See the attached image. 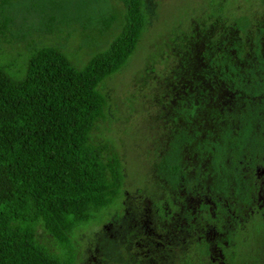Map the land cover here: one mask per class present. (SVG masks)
Wrapping results in <instances>:
<instances>
[{
    "label": "trees",
    "instance_id": "trees-1",
    "mask_svg": "<svg viewBox=\"0 0 264 264\" xmlns=\"http://www.w3.org/2000/svg\"><path fill=\"white\" fill-rule=\"evenodd\" d=\"M1 9L3 37L17 19L45 34L82 29L85 42L117 29L82 64L61 44L35 47L20 77L0 63V264H74L76 231L121 196L120 147L94 135L106 117L103 84L127 65L147 30L145 0H1ZM251 25L240 14L211 39L202 73L215 84L182 108L187 130H178L158 165L177 189L187 180L185 152L205 162L220 206L231 197L250 202L247 171L264 165V48L260 37L247 47Z\"/></svg>",
    "mask_w": 264,
    "mask_h": 264
},
{
    "label": "rangeland",
    "instance_id": "rangeland-1",
    "mask_svg": "<svg viewBox=\"0 0 264 264\" xmlns=\"http://www.w3.org/2000/svg\"><path fill=\"white\" fill-rule=\"evenodd\" d=\"M145 7L149 24L137 51L103 84L106 117L94 135L120 147L121 196L76 231L74 264H264L263 164L247 171L251 201L236 204L231 197L223 202L226 210L212 201L219 197L205 162L200 165L185 152L187 180L177 189L158 173L178 130H187L182 108L189 109L202 89L215 84L202 73L211 39L234 17L247 14L252 20L244 35L247 47L252 50L260 37L264 48V0H145ZM10 31L0 36V63L17 77L35 47L61 44L82 64L117 33H91L85 42L82 29L45 34L18 19ZM39 234L55 250L52 239L43 230Z\"/></svg>",
    "mask_w": 264,
    "mask_h": 264
}]
</instances>
